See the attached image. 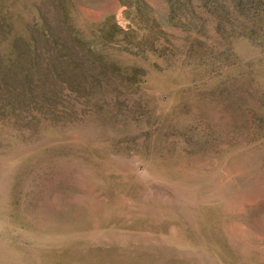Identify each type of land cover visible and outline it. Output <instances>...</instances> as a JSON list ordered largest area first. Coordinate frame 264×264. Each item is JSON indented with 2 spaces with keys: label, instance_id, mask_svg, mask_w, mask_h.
Here are the masks:
<instances>
[{
  "label": "rangeland",
  "instance_id": "obj_1",
  "mask_svg": "<svg viewBox=\"0 0 264 264\" xmlns=\"http://www.w3.org/2000/svg\"><path fill=\"white\" fill-rule=\"evenodd\" d=\"M0 264H264V0H0Z\"/></svg>",
  "mask_w": 264,
  "mask_h": 264
}]
</instances>
